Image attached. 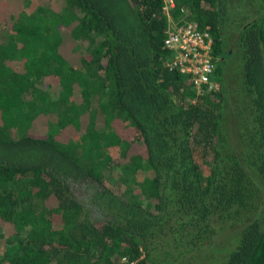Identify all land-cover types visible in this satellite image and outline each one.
I'll use <instances>...</instances> for the list:
<instances>
[{"label":"trees","instance_id":"1","mask_svg":"<svg viewBox=\"0 0 264 264\" xmlns=\"http://www.w3.org/2000/svg\"><path fill=\"white\" fill-rule=\"evenodd\" d=\"M174 2L0 0V264H264V0Z\"/></svg>","mask_w":264,"mask_h":264},{"label":"built area","instance_id":"2","mask_svg":"<svg viewBox=\"0 0 264 264\" xmlns=\"http://www.w3.org/2000/svg\"><path fill=\"white\" fill-rule=\"evenodd\" d=\"M175 5L174 0H165L164 8ZM183 12L189 9L182 7ZM164 43L172 50L169 68H175L192 80L196 88L210 84L214 68V56L210 33L191 19L170 22Z\"/></svg>","mask_w":264,"mask_h":264},{"label":"rangeland","instance_id":"3","mask_svg":"<svg viewBox=\"0 0 264 264\" xmlns=\"http://www.w3.org/2000/svg\"><path fill=\"white\" fill-rule=\"evenodd\" d=\"M184 7L186 8L185 5H184ZM108 177H107V182H109L110 184L113 182V177H115V178L117 177L116 178L117 183H115L114 187H118L120 190H123V191L128 190L130 188V184H129L130 182L128 180H125L122 176L116 175L113 172ZM126 192H128V191H126Z\"/></svg>","mask_w":264,"mask_h":264},{"label":"crops","instance_id":"4","mask_svg":"<svg viewBox=\"0 0 264 264\" xmlns=\"http://www.w3.org/2000/svg\"><path fill=\"white\" fill-rule=\"evenodd\" d=\"M193 20V19H192Z\"/></svg>","mask_w":264,"mask_h":264}]
</instances>
